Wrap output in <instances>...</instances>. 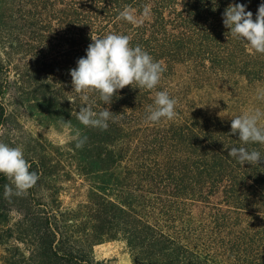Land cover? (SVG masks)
<instances>
[{
	"label": "trees",
	"instance_id": "trees-1",
	"mask_svg": "<svg viewBox=\"0 0 264 264\" xmlns=\"http://www.w3.org/2000/svg\"><path fill=\"white\" fill-rule=\"evenodd\" d=\"M235 3L255 20L264 0H0V142L22 127L20 109L87 137L66 151L26 130L34 147L24 157L39 180L6 198L11 182L0 174V223L10 224L8 206L23 217L5 230L14 242L0 237L10 247L7 263L107 264L94 248L120 240L132 264H264V161L241 165L228 156L246 146L264 157V145L231 134L233 117L264 110L257 99L264 54L223 25ZM126 8L131 21L118 18ZM110 33L129 36L165 71L153 90L126 86L110 105L98 93L84 102L69 70L86 57L91 37ZM164 90L177 100L176 117L147 122V107ZM86 104L113 112L107 130L80 124ZM65 156L90 185L88 200L68 207L60 193L35 196L47 171L60 175ZM20 243L28 254L15 256Z\"/></svg>",
	"mask_w": 264,
	"mask_h": 264
},
{
	"label": "clouds",
	"instance_id": "clouds-1",
	"mask_svg": "<svg viewBox=\"0 0 264 264\" xmlns=\"http://www.w3.org/2000/svg\"><path fill=\"white\" fill-rule=\"evenodd\" d=\"M118 18L132 20L127 8L120 12ZM222 18L223 25L230 29L234 39L243 41L254 53L264 54V3L259 5L255 20L253 13L246 11V5L241 3L229 4ZM91 39L93 42L88 45L86 57L79 58L77 66L69 70L73 91L81 95L82 101L89 100V93H98L99 99L105 105H110L118 90L126 86L136 85L135 88L153 90L159 85L164 66L141 46H131L129 36L110 33ZM257 99L264 100V89H257ZM176 105L177 100L166 90L156 91L154 103L146 109V121L158 124L173 120L177 115ZM77 119L87 128L107 130L108 122L114 117L106 107L96 112L91 104H86L79 107ZM231 134H238L243 145H264V110L256 108L233 117ZM74 139L78 149L87 142V137L81 136L79 130ZM228 156L241 165H255L264 161L260 151L246 146L231 147ZM31 167L21 147L0 142V174L11 182V186H3L6 198L21 196L37 184L39 175L30 171Z\"/></svg>",
	"mask_w": 264,
	"mask_h": 264
},
{
	"label": "rangeland",
	"instance_id": "rangeland-1",
	"mask_svg": "<svg viewBox=\"0 0 264 264\" xmlns=\"http://www.w3.org/2000/svg\"><path fill=\"white\" fill-rule=\"evenodd\" d=\"M20 112L21 114L23 112V119L20 121L22 127L15 125V127L17 126L16 132H7L4 143L13 147L19 146L23 149L24 155L28 154L29 151L32 150V147H34V144L30 145L28 143V136L26 134L27 130L35 137L46 142V145L53 144L55 146H62L66 151L68 150L70 142L74 139V132L68 125H45L31 115H29V117L25 116V112L22 109L19 110V113ZM64 158H66L67 163L62 170L58 171V174L60 175H56L55 172L57 171L52 168L47 171V174H49L47 182L43 185L42 191H38V193L36 192L35 196H37V198L44 195L49 197L56 193H60L63 207H68L70 205L87 201V192L90 185L84 180V178L75 175L76 173H74L75 170L72 168L70 158L68 156H65ZM9 208L12 210V213L10 214V224L0 223V237L2 238L3 236L7 242L11 243L14 242V239H11V237L9 238V234L5 232V230L9 226L12 227L13 224L17 223L23 217L17 209H15L16 207L8 206V209ZM15 229L16 228H14V232H18V230ZM17 245L20 249L14 251L13 255H19V250L20 253L28 254V251L26 250L27 247L24 244L20 243ZM9 248V246H2L0 244V264H9L7 263L8 261H13V259L9 258L10 256L7 252ZM94 256L97 260H105L107 264H132L127 246L120 240L97 245L94 248Z\"/></svg>",
	"mask_w": 264,
	"mask_h": 264
}]
</instances>
